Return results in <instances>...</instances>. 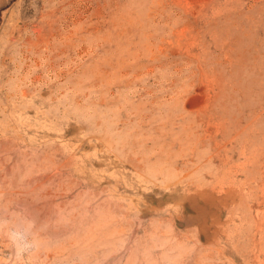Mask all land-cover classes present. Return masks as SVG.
<instances>
[{"label": "rangeland", "instance_id": "obj_1", "mask_svg": "<svg viewBox=\"0 0 264 264\" xmlns=\"http://www.w3.org/2000/svg\"><path fill=\"white\" fill-rule=\"evenodd\" d=\"M0 264H264V0H0Z\"/></svg>", "mask_w": 264, "mask_h": 264}, {"label": "clouds", "instance_id": "obj_2", "mask_svg": "<svg viewBox=\"0 0 264 264\" xmlns=\"http://www.w3.org/2000/svg\"><path fill=\"white\" fill-rule=\"evenodd\" d=\"M16 235L20 238H23V234L22 233H16ZM35 245L33 244H27L24 246L25 249H31V248H34ZM17 257H21V249H18L17 250Z\"/></svg>", "mask_w": 264, "mask_h": 264}]
</instances>
